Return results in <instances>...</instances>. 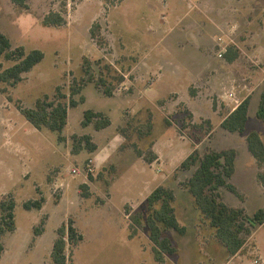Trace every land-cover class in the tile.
<instances>
[{
  "label": "rangeland",
  "instance_id": "1",
  "mask_svg": "<svg viewBox=\"0 0 264 264\" xmlns=\"http://www.w3.org/2000/svg\"><path fill=\"white\" fill-rule=\"evenodd\" d=\"M50 12L63 15L65 23L45 26ZM213 21L226 25L227 36L222 26L211 31ZM0 30L13 48L24 46L45 54L22 82L0 85V200L13 196L16 220L14 231L0 233L4 246L0 264H54L51 253L57 230L69 219L83 235L78 245L67 246L72 264H161L154 259L147 230L129 237L128 214L145 213L147 197L159 184L174 191L178 220L190 226L185 235L173 229L164 232L177 251L163 264H224L226 248L217 242L210 221L204 218L197 230L191 227L198 221L189 213L198 207L185 183L195 168L185 171L180 165L194 150L202 156L213 150L208 117L217 109L220 114L229 112L222 96L231 82L238 87L252 84L257 90L263 87L264 0H28L27 7L0 0ZM200 32L225 37L239 60L214 84L208 71L191 74L188 80L175 71L180 53L199 56L204 51L197 37ZM246 37L256 40L247 55L237 46L245 44ZM86 59L97 79L103 75L117 85L122 76L124 81L111 97L104 94L103 86L88 83L76 96L86 101L69 108L63 140L58 132L36 129L19 108H34L38 99L61 94L68 103L71 85L86 78ZM14 64L0 57V70ZM107 64L117 73H109ZM173 90H179L181 99ZM259 95L253 98L245 132L232 138L240 150L234 181L251 177L243 160L249 132H259L264 141V121L255 112ZM189 96L194 97L190 108L183 102ZM88 109L104 113L112 125L102 130L93 123L84 126ZM84 135L91 136L95 151L81 140ZM154 143L162 162L150 164L137 151L153 152ZM229 144L233 143L224 146ZM259 165L258 175L264 172V162ZM227 195L228 201L237 202ZM41 199L42 209L24 207L28 200ZM248 207H264V192L260 196L251 192ZM35 229L42 233L36 235ZM254 240L264 249V229L256 232ZM253 244L249 240L231 264H255Z\"/></svg>",
  "mask_w": 264,
  "mask_h": 264
},
{
  "label": "trees",
  "instance_id": "2",
  "mask_svg": "<svg viewBox=\"0 0 264 264\" xmlns=\"http://www.w3.org/2000/svg\"><path fill=\"white\" fill-rule=\"evenodd\" d=\"M21 7H27L28 0H12ZM65 23V18L58 12H50L44 18V25L48 27H59ZM98 27V26H96ZM93 38L96 37L95 27L92 30ZM231 48L227 51V58L233 61L235 57L231 54ZM4 56L15 64L0 70V85L5 84L15 86L23 81L24 74L30 72L35 66L43 61L45 54L40 49L27 51L24 46L13 48L11 40L0 30V57ZM100 64V63H98ZM86 78L81 82H74L71 85L69 102L62 101L65 95H60L55 99L49 97L40 98L36 101L34 108H23L19 110L21 114L36 129L44 128L58 132L59 139L63 140L61 133L68 124L69 108L77 107L79 103H84L85 97L78 101L77 95H80L84 87L91 82H95L97 87H104L105 95L111 97L114 95L117 85L124 81L120 76L117 78V85L108 81L105 76L100 79L91 73L92 63L85 61L83 65ZM109 73L116 72L112 65H106ZM104 71H100L102 74ZM6 92V87L1 89ZM250 100L243 101L222 123V127L232 133H244L248 123ZM257 116L264 121V91L261 96L260 104L257 110ZM168 122V121H167ZM94 124L97 130H102L111 125V119L102 112H95L88 109L84 113L83 125ZM211 126V122L208 121ZM151 124L148 126L150 127ZM81 140L86 142L87 147L95 151L97 146L92 142L90 135H84ZM247 143L250 152L260 162H264V142L256 131H251L247 135ZM139 157L152 164L157 155L153 152L148 154L137 151ZM236 151L234 149L221 152L211 150L203 156L199 151L194 150L180 165V169L189 171L195 168L193 175L185 183V187L194 197L195 204L201 211L205 219L210 221L211 226L216 230V238L225 246L230 257L244 251L248 237L253 231L264 226V209H258L253 215H248L242 208L228 206L221 195L222 188H228L236 192L234 186L229 184L228 180L235 171ZM114 169L115 166L112 165ZM92 178V177H91ZM258 178L264 185V172L258 175ZM86 188V185H83ZM147 210L145 213H129V237L134 238L141 229L147 230L152 242V253L156 262L163 264L166 256L173 255L177 249L172 241L164 235L169 229L175 230L180 235H185L187 228L178 220L176 209L174 207L175 193L166 186L157 187L147 197ZM43 199L28 200L24 203L26 209H42ZM1 224L0 233L12 232L16 229L15 220V201L13 196H4L0 200ZM41 230L35 229V234L40 235ZM83 239V235L75 227L74 221L69 219L67 224H63L57 230V238L54 241L51 258L54 264H72L67 256L68 244L78 245ZM4 246L0 242V258Z\"/></svg>",
  "mask_w": 264,
  "mask_h": 264
},
{
  "label": "crops",
  "instance_id": "3",
  "mask_svg": "<svg viewBox=\"0 0 264 264\" xmlns=\"http://www.w3.org/2000/svg\"><path fill=\"white\" fill-rule=\"evenodd\" d=\"M211 24H212L211 26L213 28V30H211V31H213V32L216 31V28H220L221 26H222V28H225V26H226L224 24H220L218 21H213V22H211ZM219 30H222V29H219ZM227 30H229V29L225 28L224 30H222V32H224L223 34L226 33L225 36H227V32H225ZM220 36L221 35H219L217 37V36H215L213 34L212 35L210 34V35L206 36V33L200 32V35H198L197 37H200L202 39V45H203V47H205L204 51L202 50V52H201V54H199V56L198 55H193V53L191 51H186L187 52L186 55H185V53L184 54L180 53L181 61L179 62V65L175 67V71L180 73V74H182L183 77L187 78V80L190 78L191 74H196V73L200 74L202 72L204 73L205 71H208L210 74H212V78L210 80L211 84H214L215 82H217L219 74H221L223 72H226V74L228 72L230 73L231 72L230 69H232V67L235 66L236 63L239 60H238V58L235 55H233L235 57V59L233 61H229L228 60L227 51L230 49V47L227 45L225 37L221 36L222 39H223V43L222 44L218 41ZM249 38L250 37L242 38V40H244L245 44L237 45L238 48L241 51L244 52V54H246L247 51H249L248 49L252 50L251 47L253 46L254 42H256L255 39H252V38L249 39ZM183 43L185 44V42H183ZM186 48L187 47L185 46L184 49H186ZM223 48H225L226 51L224 53V57L220 58L219 57V53H220L221 49H223ZM249 54H251V53H249ZM200 58H202V59H200ZM220 63H222V64L220 65ZM186 78H185V80H186ZM210 88L213 89L214 88L213 85H211ZM139 90H140V88H139ZM179 90H181V89H179ZM179 90H173V93L176 94V95L177 94L179 95L180 94ZM229 90L230 91L231 90H235V99L238 101V103H235L231 98L228 97V95H226ZM263 91H264V85H263V87L261 89L257 90V87H255V85L253 86L252 84H250V85L247 84L246 86H243V87L239 86L238 87V86H236V84H233L231 82L230 85L226 87V91H225L224 95L222 96L223 99L225 100L224 101L225 102V107L228 108L229 112L224 113V114H220L219 110L217 109V110H214V114L215 115H219L220 114V116L216 117L214 114H212L211 116L208 117L209 121L213 125V130L210 133V135L213 136L212 137V139H213L212 140L213 141V150L221 152V151H224V150L234 149L236 151L235 171H234L233 176L228 180V182H229V184L233 185L236 188L237 193H233V192H230L229 190H225V188H222L221 191H220L221 195H222V198L224 199V202L228 206L234 207V208H242V209L245 210V212L248 215H253L260 208L264 209V207H258V208H255V209L252 208V210H251L248 207V200L251 197V192H253V194H256V196H260L264 192V185L260 181V179L258 178V173H259L260 170H262V168L259 165L260 164L259 161L250 152L249 147H248V143H247V147L244 145V148H243V160H244V163H246V166L248 168H250V170H251V177H249V178L243 177V179L234 181V178L238 175V172H239V169H240V167H239V153H240L239 151L240 150L235 144V139L232 140V138H234L235 135L238 134V133H232V132H229L228 130L224 129L222 127V123L225 120V118L228 115H230L246 99L250 100L249 112H248V119H249L250 115H251L253 98L255 97V94L257 92H260V95L258 96V99H256L257 104L255 106V112L257 114V110H258V107H259V104H260V100H261V96H262ZM148 94H149V92H148ZM194 94H193V96L196 98L198 96V91L196 92L197 96L194 95ZM193 96H189V100L188 101H183V102H185L187 104V106L189 108L191 107L192 100L194 99ZM179 99H181L180 95H179ZM193 113H194V111H193ZM252 131H255V130H252ZM239 134H241V133H239ZM260 137H261V135H260ZM261 139H262V137H261ZM228 142H231L233 144H229L230 146H224ZM153 151L157 155V159L154 162L161 163L162 162V156H161L160 152L158 151L156 143L153 144ZM140 158H142V157H140ZM145 185L146 184L144 183V186ZM159 185H161V184H159ZM159 185H157V186L159 187ZM252 185L254 186V188L253 189H249L248 187L252 188ZM153 190H155V189H153ZM227 192H228V194H232L233 196H235V198H237V202L232 201V200H230L228 198L229 201H230L229 202L227 200V198H226L228 196ZM191 199L195 203V200H194L193 196H192ZM193 210H194V207H193ZM197 212H199V213H197ZM189 214H191V216H189V218H194L195 221H198V223H196V224L193 223V226H191V227H193V228H195L197 230L199 228V225H201V223L204 222L203 221L204 220V216L202 215L201 211L198 208L196 209V212L194 211V213L191 212ZM193 214H194V216H193ZM183 226H185L187 228V232L186 233H188L189 230H190V226H188L187 224H184ZM261 229H264V226L257 227L253 231L252 235H250L248 237V241L249 240H253V242H254L253 247H254L255 255H256L257 258L261 259L264 262V249H262L258 245V243L254 240L256 232L261 230ZM248 241H247V243H246V245L244 247V250H245V248L248 245ZM217 242L222 244L218 239H217ZM225 250L227 252V249H225ZM241 254H243V251L241 253H238L237 255H235L233 257H230L228 252H227L224 264H231Z\"/></svg>",
  "mask_w": 264,
  "mask_h": 264
},
{
  "label": "built area",
  "instance_id": "4",
  "mask_svg": "<svg viewBox=\"0 0 264 264\" xmlns=\"http://www.w3.org/2000/svg\"><path fill=\"white\" fill-rule=\"evenodd\" d=\"M219 42L222 44L223 43V39L222 38L219 39ZM225 51H226L225 48L221 49V51L219 53V57L220 58L224 57ZM226 95H228V97L231 98L235 103H238V101L235 99V90H231V91L229 90ZM254 263L255 264H264V262L261 259H259V258L255 259Z\"/></svg>",
  "mask_w": 264,
  "mask_h": 264
}]
</instances>
